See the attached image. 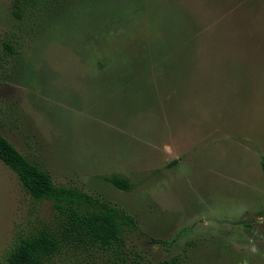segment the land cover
Wrapping results in <instances>:
<instances>
[{
	"label": "rangeland",
	"instance_id": "obj_1",
	"mask_svg": "<svg viewBox=\"0 0 264 264\" xmlns=\"http://www.w3.org/2000/svg\"><path fill=\"white\" fill-rule=\"evenodd\" d=\"M17 2L0 0V133L133 216V258L264 264V0ZM60 219L0 161V261Z\"/></svg>",
	"mask_w": 264,
	"mask_h": 264
},
{
	"label": "trees",
	"instance_id": "obj_2",
	"mask_svg": "<svg viewBox=\"0 0 264 264\" xmlns=\"http://www.w3.org/2000/svg\"><path fill=\"white\" fill-rule=\"evenodd\" d=\"M41 1L45 0H18L16 6L22 10ZM13 56L16 51L12 44L3 43L2 58L11 60ZM0 161L16 173L32 200L51 202L61 218L57 227L38 228L19 235L0 264H55L62 254L88 264L90 257L97 253L107 254L105 264H151L144 257L133 258L125 249L124 232L136 226L133 216L116 205L100 202L82 189L57 185L48 171L1 133ZM111 181L117 188L129 190L125 180L115 177ZM160 264H180V261L174 259Z\"/></svg>",
	"mask_w": 264,
	"mask_h": 264
},
{
	"label": "water",
	"instance_id": "obj_3",
	"mask_svg": "<svg viewBox=\"0 0 264 264\" xmlns=\"http://www.w3.org/2000/svg\"><path fill=\"white\" fill-rule=\"evenodd\" d=\"M262 221V220H261Z\"/></svg>",
	"mask_w": 264,
	"mask_h": 264
}]
</instances>
